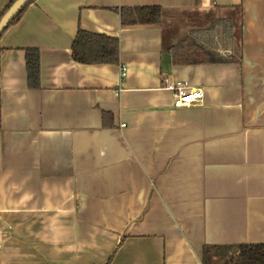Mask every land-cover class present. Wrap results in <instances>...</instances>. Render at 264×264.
<instances>
[{
	"label": "crops",
	"instance_id": "crops-1",
	"mask_svg": "<svg viewBox=\"0 0 264 264\" xmlns=\"http://www.w3.org/2000/svg\"><path fill=\"white\" fill-rule=\"evenodd\" d=\"M81 29L118 62L77 61ZM167 80L204 100L175 107ZM241 244H264V0L31 3L0 38V264H238Z\"/></svg>",
	"mask_w": 264,
	"mask_h": 264
},
{
	"label": "trees",
	"instance_id": "trees-1",
	"mask_svg": "<svg viewBox=\"0 0 264 264\" xmlns=\"http://www.w3.org/2000/svg\"><path fill=\"white\" fill-rule=\"evenodd\" d=\"M16 0H11L5 10L0 14V20ZM35 0L29 1L13 18L9 26L18 22L26 9ZM122 22L124 25L160 23L163 19L162 6H137L123 7L121 9ZM2 33V34H3ZM0 35V38L2 36ZM119 39L116 37L97 34L85 30H79L74 44L73 56L81 63H117L119 60ZM28 82L32 88H38L41 81L40 52L37 48L27 49ZM219 246H207L204 249L205 261L209 264ZM238 264H264V244H241ZM112 257L108 261L109 264Z\"/></svg>",
	"mask_w": 264,
	"mask_h": 264
},
{
	"label": "built area",
	"instance_id": "built-area-1",
	"mask_svg": "<svg viewBox=\"0 0 264 264\" xmlns=\"http://www.w3.org/2000/svg\"><path fill=\"white\" fill-rule=\"evenodd\" d=\"M122 72L123 75L126 74V66H123ZM165 88L173 93V105L178 108L191 107L202 102L205 98V92L203 88L191 87L189 82L186 80H178L174 83L167 80Z\"/></svg>",
	"mask_w": 264,
	"mask_h": 264
},
{
	"label": "water",
	"instance_id": "water-1",
	"mask_svg": "<svg viewBox=\"0 0 264 264\" xmlns=\"http://www.w3.org/2000/svg\"><path fill=\"white\" fill-rule=\"evenodd\" d=\"M31 0H16L0 20V35L9 26L13 18Z\"/></svg>",
	"mask_w": 264,
	"mask_h": 264
}]
</instances>
